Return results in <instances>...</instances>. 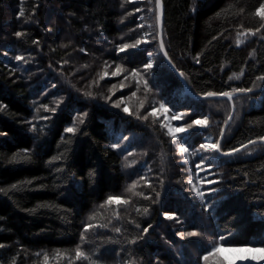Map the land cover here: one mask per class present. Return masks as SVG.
<instances>
[{
	"label": "trees",
	"instance_id": "obj_1",
	"mask_svg": "<svg viewBox=\"0 0 264 264\" xmlns=\"http://www.w3.org/2000/svg\"><path fill=\"white\" fill-rule=\"evenodd\" d=\"M263 3L160 0L164 50L191 95L251 89L229 119V101L194 99L167 67L156 0H0V264H202L217 243L264 248V145L223 154L264 137ZM134 71L183 127L215 121L179 136L203 196L158 124L111 105ZM228 119L221 151L200 149ZM126 157L140 159L128 172Z\"/></svg>",
	"mask_w": 264,
	"mask_h": 264
},
{
	"label": "rangeland",
	"instance_id": "obj_2",
	"mask_svg": "<svg viewBox=\"0 0 264 264\" xmlns=\"http://www.w3.org/2000/svg\"><path fill=\"white\" fill-rule=\"evenodd\" d=\"M264 4V3H263ZM260 9V8H259ZM242 37L246 38V35H241ZM160 51V50H159ZM158 56V55H157ZM151 64V63H150ZM105 71V72H103ZM115 72V71H114ZM109 73L106 71V69L102 70L101 76H107ZM113 76V75H112ZM137 80H139V84H137ZM145 82H147V77L146 74L140 73L138 77H133L132 75L128 77H123L121 76L118 80V86L121 88H126L125 92L126 93L124 97H118V94L120 91L114 90L115 94H117V97L111 102V105L114 107H117L116 104L119 103L120 106L117 107L124 111L123 109L127 107L129 109L128 112L126 113H132V114H138L142 115V117H148L151 119L153 122L158 124L160 128L163 130L165 137H167L172 145L175 148L176 154L179 156L180 161L187 166V169L190 173V178H189V183L192 187V189H198L200 186L204 183L201 182V179H196L195 178V172L191 170V157L189 156L188 152L187 153H181L179 150V146L181 144L179 136L182 133H177V137L174 139L168 132V128H177V127H183L180 125L181 119H172L174 115H179L182 114L181 112H174L171 110L162 100L158 98V96L153 92L152 88L147 82V87H145ZM117 90H120V88L117 87ZM123 91V90H122ZM133 92L136 93L135 96H133ZM235 94V93H234ZM228 101V100H227ZM141 103H144V106L141 107ZM163 104L165 107L169 110L168 112H164L162 109H160V105ZM156 111V115H151L153 111ZM214 110V109H213ZM215 111V110H214ZM125 112V111H124ZM209 118L207 126L203 127H209L213 122L210 117L211 115H208ZM204 119V118H201ZM227 127V126H226ZM225 132V131H224ZM126 152L122 153L125 154ZM140 159L138 158H131V157H126L123 158V166H124V172L126 171V166L131 168L133 165H135L136 162H138ZM142 180V177L138 178V181ZM195 191V190H194ZM131 193V192H129ZM195 194L196 191L194 192ZM221 246V251L216 254L215 256L212 255H206L208 257L207 260L202 259V264H234L235 263H247V264H264V259H261L262 256H264V252L260 251H249V252H241V251H235V249H262L261 247H225L221 245L220 243H217L214 245L212 250L217 247ZM211 250V252H212ZM210 252V253H211ZM205 256V257H206ZM240 256H247L251 257L254 256L256 259H246V260H240Z\"/></svg>",
	"mask_w": 264,
	"mask_h": 264
},
{
	"label": "snow or ice",
	"instance_id": "obj_3",
	"mask_svg": "<svg viewBox=\"0 0 264 264\" xmlns=\"http://www.w3.org/2000/svg\"><path fill=\"white\" fill-rule=\"evenodd\" d=\"M156 5H157V9H159V8L161 7L160 0H156ZM137 11H139V9H137ZM256 14H257L258 16H260V18H261L262 20H264V4H261V5H260V9L257 11ZM20 15L22 16V15H23V12H21ZM159 20H160V15L158 14V15H157V21H159ZM261 27H264V25H261ZM258 30H259V29H258ZM251 34H252V35H255L254 32L251 33ZM22 35H23V33H21V32H17V33H16V36H17V37H20V36H22ZM240 35H245V34H244V33H241ZM143 42H144V41L137 40L135 44H131V45H129V44H125V45H123V46L121 47V51H124L125 49H128V48H134V47L138 46L139 44H141V43H143ZM241 42H242V41H239V40H238V43H241ZM163 48H164V44H163V41H161V49H163ZM165 55H166V53H165ZM16 59H17V60H22L23 57H21V56H17ZM197 62H199V61H197ZM151 67H152V64H150V63L145 65V68H151ZM120 71H121V70L118 68L117 71L113 72L112 74H113V75H119V74H120ZM242 74H243L242 72H241L240 74H233V76H230V77H229V80H232V79L239 80V79H240V76H241ZM139 75H140L139 72H136V71L132 72V76H133V77H138ZM258 79L264 80V77H258ZM137 84H139V80H137ZM145 87H147V82H145ZM247 91H251V89L233 88L230 92H227V91H226V92H221V93L208 92V93H206V96H208V97H214V96H218V95H219V96L227 97L229 100H231V99L233 98V94H234V93H237V92H247ZM132 95L135 96L136 93L133 92ZM116 106L119 107L120 104L117 103ZM142 106H143V103H141V107H142ZM160 109H162L164 112H168V111H169V110L165 107V105H163V104L160 105ZM123 110H124L125 112H128V111H129V109H128L127 107H125ZM53 111H54V109H53ZM85 115H86V114H85ZM151 115H156V111L154 110V111L151 113ZM184 115H185V114L174 115V116L172 117V119H182ZM229 119H231V117H229ZM80 122L83 123V119H82V118L80 119ZM226 123H227V122H226ZM207 124H208V120H207V118H204V119H196V120H193L191 123H189V124L187 125V128H185V127H177V128H171V127H169V128H168V132H169V134L175 139V138L177 137V133L185 132V131H187V129L192 128L194 125H195V126H200V127H205V126H207ZM65 132H68V133H74V132H75V128H72V127L66 128V129H65ZM222 137H223V131H221V138H222ZM261 140H264V137H261ZM249 143H255V141H250ZM113 147H114V148H118V147H119V144H114ZM245 147H246V146H245ZM200 149H202V150H204V151H215V152H220V151H221L220 140H217V141L214 142V143H202V144L200 145ZM179 150H180L181 153H187V152H188V148L185 147V145H184L183 143L180 144V146H179ZM238 151H240V149H238V148H234V149H232L230 152H225V153H223V154H224V155H232V154H234L235 152H238ZM19 156H20L19 153L16 154V155H14V156L12 157L13 161H15ZM24 158H26V157H24ZM197 168H198V169H201V166H200V165H197ZM201 170H203V169H201ZM208 183H213V181H208ZM16 187H17V185H12V188H13V189H15ZM132 188H135V185H132L131 188H129V191H131ZM194 190L196 191L197 195L203 196V193L200 192L198 189H194ZM3 191H5V190H4V189H0V192H3ZM114 202H117V200H115V199L112 198V197H109V199L107 200L106 203L109 204V205H111V204L114 203ZM124 203H127V201H124ZM144 211L147 212L148 209L145 208ZM167 218H168V219H173L174 217L171 216V215H169ZM92 227H93V225L89 224V225L86 227L85 231H88V230L91 229ZM116 231H120V229H116ZM144 231H147V229H145ZM187 235H188V236H196V235H198V234L195 233V232H189V233H187ZM82 239H83V237H82ZM221 239H223V237H222ZM220 251H221V246H217V247H215V248L212 250L211 253H209V255L215 256V255L218 254ZM235 251H241V252L260 251V252H264V248H262V249H235ZM76 257H77V259H79V258H81V257H83V258H85V259L87 258V257H85L84 253H83L79 248L76 249ZM47 259H48L47 256H45V261H47ZM204 259L207 260L208 257L206 256V257H204ZM239 259H240V260L256 259V257H254V256H251V257L240 256ZM261 259H264V256H262ZM233 264H234V262H233Z\"/></svg>",
	"mask_w": 264,
	"mask_h": 264
},
{
	"label": "water",
	"instance_id": "obj_4",
	"mask_svg": "<svg viewBox=\"0 0 264 264\" xmlns=\"http://www.w3.org/2000/svg\"><path fill=\"white\" fill-rule=\"evenodd\" d=\"M158 14L160 15V20L159 21H157V15ZM162 19H163V10H162V7H160L159 9H156L157 42H158V46H159L160 53H161V55H162V57H163L166 65H167V67L178 76V78H179L181 84L183 85L185 91L187 92V94H189L190 96H192L194 99H196V100H205V99H225V100H228L230 102V107H231V113H230V117H231L232 114H233V110H234L233 109L234 106H233V102H232L233 98L231 100H229L227 97H223V96H219V95L218 96H214V97H208L206 95L205 96H194V95H191V93L188 91L187 86L185 84V81H184L183 77L181 76V74L179 72L176 71V69L173 67V65L171 64V62L169 61V59L165 55L164 48L161 49V41H162ZM235 95L236 94H234L233 97ZM228 122H229V119H228L227 123L225 124V126L222 129L223 134H224V131L226 129V126H227ZM222 138H221V134H220L218 140H220V142H221ZM257 144L258 145H264V140H257V141H255V143H249V144L245 145L246 147L243 146V147H241L239 149H240V151H242L243 149H245V148H247L249 146H253V145H257ZM235 153H237V152H235ZM226 156H230V155H226Z\"/></svg>",
	"mask_w": 264,
	"mask_h": 264
}]
</instances>
